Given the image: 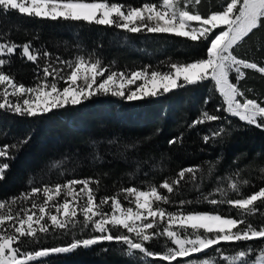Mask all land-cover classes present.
<instances>
[{
    "label": "snow or ice",
    "instance_id": "obj_1",
    "mask_svg": "<svg viewBox=\"0 0 264 264\" xmlns=\"http://www.w3.org/2000/svg\"><path fill=\"white\" fill-rule=\"evenodd\" d=\"M202 3L203 0H142L139 6H133L116 0H0V14L4 15L17 13L29 18L86 22L129 34H171L205 44V55L197 60L167 64L162 61L155 67L143 65L137 69L113 70L114 62L104 65L98 57L93 60L94 52L87 56L78 54L72 60L56 56L52 63L46 61L38 69L36 83L26 86L10 71H5L13 62L11 58L37 64L41 57L51 58L52 53L36 48L32 40L20 44L7 39L8 33L0 32V110L36 117L80 105L83 100L100 94L133 102L208 82L221 103L211 113L202 110L187 125L192 129L217 122V127L202 136L205 144L231 135V118L241 122L245 130L264 131V98H258L252 88L240 86L246 77L245 70L264 75V66L236 54L246 38L264 29V0H222L215 10L209 7L206 12L199 11ZM210 102L209 97L203 103ZM29 140L30 136L25 137L22 143ZM182 142L183 133L172 137L168 144L171 147ZM98 143L89 142L94 161L101 160L96 151ZM106 143L112 146L117 140L112 138ZM139 143L125 144L124 148L134 149ZM11 147L16 149L17 145ZM0 158H4L0 161V180H3L10 168L6 161L15 158L9 152V145L0 147ZM67 160L64 157L53 161L50 167L59 168ZM206 163L210 177L220 158L215 163ZM258 170L264 181V164ZM242 171L237 167L231 174L216 176V186L205 193L197 183V173L203 180L204 170L194 165L181 168L174 177H167L146 190L133 185L99 199L100 181L95 177L39 186L30 180L27 191L0 201V264H46L54 255L105 242L122 245L128 257L138 255L139 264H264V224L257 227L248 220L249 216H264V186L257 187L253 181L243 179ZM189 182L200 193L197 200L202 197L214 207L227 205L239 214L222 215L215 210L185 213L184 206L192 201L170 197L179 195ZM242 185L255 190L241 194ZM230 192L236 193V198H229ZM121 194L134 207H125L118 198ZM18 202L21 206L14 211ZM25 202L27 206H23ZM161 203L177 210L168 211L159 207ZM105 205H110V213L103 211ZM160 224L165 225L162 231ZM77 230H89L92 234L77 238ZM50 236L72 238L64 244L45 246L44 241ZM160 237H165L171 246L166 244L163 251H153L148 245ZM256 241L258 246L248 243ZM235 246H239L236 251H226Z\"/></svg>",
    "mask_w": 264,
    "mask_h": 264
},
{
    "label": "trees",
    "instance_id": "obj_2",
    "mask_svg": "<svg viewBox=\"0 0 264 264\" xmlns=\"http://www.w3.org/2000/svg\"><path fill=\"white\" fill-rule=\"evenodd\" d=\"M116 2L139 6L142 0H116ZM222 0H203L199 11L206 12L209 7L215 10ZM0 32L8 33L7 39L17 43L32 40L36 48L47 49L51 58L41 57L37 64L12 57L10 71L15 79L24 85L36 83V72L46 61L52 63L56 56L71 60L78 54L85 56L94 52L92 59H101L102 64L111 65L113 70L137 69L143 65L158 66L160 62L184 63L202 58L205 44L191 42L171 34H129L115 28L88 24L86 22L52 21L50 19L29 18L17 13L0 14ZM38 37V39H35ZM236 54L264 66V29L246 38L236 50ZM55 67L56 65L53 64ZM246 77L240 82L242 88H252L258 98H264V75L253 70H245ZM66 74V73H65ZM212 90V84L205 82L196 86H186L156 98L128 102L111 95L89 97L80 105L53 110L50 113L27 117L0 110V147L9 145V152L15 158L7 160L10 168L0 180V201L18 196L29 189L32 180L40 183H63L71 178L95 177L100 181L97 198L112 196L121 188L135 185L147 189L159 185L167 177H174L181 168L200 165L205 178L197 183L205 193L216 186V176L231 174L237 167L243 169L241 177L254 184L264 186L258 168L264 164V131L256 128L245 130L236 118L232 119L233 131L223 140L209 144L202 136L218 126L217 122L198 125L189 129L187 125L196 119L202 110L210 113L221 103L219 96ZM249 95H252L251 93ZM211 98L204 105L205 98ZM183 133L182 145L169 147L168 141ZM27 143H22L29 137ZM115 138V145H107ZM100 143L96 151L101 160H93L89 142ZM140 143L134 149H125V144ZM17 145L16 149L11 146ZM68 160L59 168H51L53 161ZM220 163L214 173L207 176L208 163ZM4 158H0V161ZM237 163H233V161ZM61 172L64 175H61ZM96 187V185H93ZM255 189L241 186V194ZM162 194H167L160 190ZM194 186L180 189L173 200H190L183 211L213 212L237 216L235 209L227 205L214 207L206 203ZM124 206L129 204L123 194L118 197ZM220 199L219 196L216 197ZM236 198V193H229ZM42 200V197H40ZM25 202L23 206H27ZM20 205L13 207L15 211ZM107 209L108 205H106ZM156 207V205H154ZM159 207L176 211L175 207L159 204ZM81 219H83L81 217ZM248 220L259 227L264 224V216H249ZM115 231V230H114ZM89 230L76 231L77 238L90 235ZM71 236H51L44 241L45 246L64 244ZM258 246L259 241L248 242ZM170 242L165 237L153 240L148 245L153 251H163ZM242 246V245H240ZM237 247L226 248L231 253ZM107 249V251H105ZM46 264H139L138 255L128 257L120 244L107 242L87 249L81 247L72 253L54 255Z\"/></svg>",
    "mask_w": 264,
    "mask_h": 264
},
{
    "label": "rangeland",
    "instance_id": "obj_3",
    "mask_svg": "<svg viewBox=\"0 0 264 264\" xmlns=\"http://www.w3.org/2000/svg\"><path fill=\"white\" fill-rule=\"evenodd\" d=\"M72 60V59H71ZM26 86H28V85H26ZM29 86H31V85H29ZM129 206H133L134 207V205H129ZM125 207H128V206H125ZM108 208L109 209H107V207H106V205L105 206H103V211H105V212H111V208H110V205H108ZM169 211V210H168ZM171 212H175V211H173V210H171ZM83 218V217H82ZM163 227H165V225L164 224H160V226H159V230H163ZM149 231H152V230H149ZM161 239V237L160 238H158V239H155V240H160ZM168 246H171V245H168ZM232 253V252H231ZM209 255H211V253L209 254Z\"/></svg>",
    "mask_w": 264,
    "mask_h": 264
}]
</instances>
